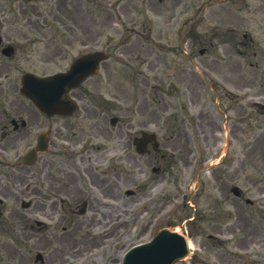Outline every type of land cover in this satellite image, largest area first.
Here are the masks:
<instances>
[{"label": "rangeland", "instance_id": "obj_1", "mask_svg": "<svg viewBox=\"0 0 264 264\" xmlns=\"http://www.w3.org/2000/svg\"><path fill=\"white\" fill-rule=\"evenodd\" d=\"M118 2L119 1H117V4ZM126 2L124 17L120 18L123 25L130 28V25L134 26L137 25V23H142V25L148 29L149 20L140 13L139 7L136 5L137 2H135V4L132 0ZM112 3L115 4L116 2L112 1ZM260 3H262L261 0H253L254 5ZM95 4H98L101 11L103 10L102 12H98L96 18L99 21L95 19V27L99 30L103 29L111 32L115 39L120 38V42H123L121 34L125 35L126 41L124 47L127 50L126 57L130 60V55L136 53L137 48L135 47V43L139 41L138 36L131 34L129 29H126L124 34L120 30L122 27L116 26L118 20L117 13L111 8L113 15L111 13L108 18L111 19V21L108 22L111 24L104 26L106 29L102 28L101 25L105 24V21H100V19L101 15L103 14L105 16L107 12L108 0H97ZM128 7L132 9L130 13L127 12ZM155 9L156 13L151 16L155 37H160L161 39L158 41L164 45L172 46L173 49H175L177 41L174 38V34L170 33L172 29H167L169 16L164 9V5L158 3L154 6V10ZM259 17L261 19L262 16L260 15ZM247 21L248 18L243 17L238 19L237 22L246 24ZM128 22L133 23L128 24ZM244 30L249 32L252 37L260 43L261 48H255L259 55H249V51H247L246 46L243 45L247 42L243 33L215 34L213 35V40L219 46V51L217 54L207 56L206 58L208 61L207 65L211 70L209 71V78L206 76L204 77L197 71L200 65L198 63V58H200L198 52L201 46L200 40L207 41L208 36L212 37V34L198 33L189 35L190 54L188 57H183L179 52H173L168 55L167 52L162 49V44H160L157 47V54H153V57L157 55V59L160 61L157 69H155L156 65H154L155 58L152 61L154 63L151 62L152 64L141 65L142 61L140 62V68L144 70L143 74L146 76V79L143 77L141 78L140 84L142 88L145 87V90L141 92L140 97L139 93L141 87H137L134 90L132 83L128 81L131 70L128 67L123 81L121 79L116 82V84L118 88L125 90L127 95L130 94L132 101L133 98L136 99V105L141 107L147 106V108L150 109L148 110L150 113L147 114L146 117L149 118L153 116L157 121V127L152 128L151 126L150 129L156 131L161 139L173 137V141L177 147V153L180 149L186 148V146L181 143V138L184 140L187 138L188 140L189 135L186 131L192 132L194 138H199V143L202 146L200 150L202 154L206 155V149L209 153H213L214 150H220V152H216L218 154H214V157L218 160L215 161L212 167L206 168L205 173L199 177L206 181L207 186H209L208 180H210L212 184L215 174L217 177H220L219 179L224 178L222 176L225 174L223 168L232 165L234 171L232 173L234 176L231 178L228 175V185L232 181L236 182L248 197L255 200V205L252 207L255 209L253 218L251 213H245V210H248L247 212L250 210L247 203H243L244 205L238 204V210L241 214L237 222L242 226L241 234L244 235L243 229H246L251 231L254 237L256 236V243L255 245L253 244V250L249 253L250 262H248V264H264V249L262 247V244H264V226L258 224L262 221L260 210L262 207V196L260 191L264 190V112L252 106V101L255 99V96L258 95L260 98L264 96V28L260 27L250 30L244 27L242 31ZM129 38L132 40V44H134L135 50L133 52L128 51V49L132 47L129 45ZM239 41L240 43H244L242 45L239 43L238 46L237 44ZM225 46L231 48L230 54L227 53L226 56L223 53V48ZM239 48H242L243 53L238 50ZM149 50L146 51L147 55H149ZM214 57H219L221 61H213L212 58ZM259 58L261 59V63L259 66H256L255 64ZM229 59H235L236 61H232V64L229 62ZM138 61L139 60L133 61V65H131L132 68L137 65ZM125 62L129 63L127 60H125ZM154 74H157V77H154ZM219 74H222V76L226 78H233V83L231 85L236 87L237 90L239 89V95L230 99L222 94L214 85V79L219 78ZM167 79L168 83L161 86L162 88L160 87L161 89L157 91V87H155L156 82L166 81ZM151 106L155 107V109L153 110ZM192 112L197 114V118L191 117ZM167 115H173L174 120L171 119L170 122L166 120ZM183 116L186 118L185 122H181ZM162 120H164V122ZM198 122L201 126L198 125ZM176 123L177 125H175ZM198 128L201 133L198 132ZM177 129H185L187 135L183 134L182 136V131H176ZM202 138H204L205 144L200 142ZM198 147L200 148V145ZM221 153L226 154L220 158ZM216 162H220V164H216ZM188 163L189 156L187 155L182 159L176 158L173 181L156 182L155 188L152 191L154 197L161 199L159 194L163 191L168 189V192L171 193L173 190L175 191L176 188L186 186L190 183L189 181L193 177V174L187 175L188 169L190 170L189 166H187ZM228 174L231 175V173ZM193 178L195 179L196 176ZM198 185H200V183H197V186ZM129 206L132 208L126 209L127 225L125 249H128L140 241L149 239L150 236V230L144 228L145 225H148V219L151 217L150 213L152 211L149 210L150 208L144 210L143 216L137 219L139 214H137V212H139L138 208L132 204ZM146 212H150L148 219V214H146ZM144 229L145 231L143 232ZM230 239L233 244L237 242L234 238ZM206 241L207 245L214 244L207 238ZM207 249L209 248L207 247ZM212 250L214 251V248ZM210 253L212 252H208L207 254ZM226 256L227 255L223 252L220 254L219 258L222 264H240L239 262L241 260L238 256L230 255L233 256L230 257L231 259ZM203 258L205 259V264H209V262L216 257L213 259L210 255L208 257L203 254ZM189 259H187V261H191ZM178 264H186V262H180Z\"/></svg>", "mask_w": 264, "mask_h": 264}, {"label": "flooded vegetation", "instance_id": "obj_2", "mask_svg": "<svg viewBox=\"0 0 264 264\" xmlns=\"http://www.w3.org/2000/svg\"><path fill=\"white\" fill-rule=\"evenodd\" d=\"M6 14L9 15L8 22L10 25V32L5 30L3 25L8 18ZM0 16L3 18H0V37L2 39L0 43V76H5L7 80H12V77L17 76L21 71L25 62V53L21 43L17 45L12 44L13 40L17 39V36H14V32H12L14 19L21 23L22 20L20 19L22 18H15L13 13L6 12V9L2 5H0ZM5 41L8 42L4 44ZM67 44L68 41L65 46H67ZM4 46H11L12 50L9 52L10 57H6L3 54ZM44 53L47 55V60L57 57H67L63 53V48L59 45L55 48L49 47ZM26 55L28 54L26 53ZM26 59H28V57ZM86 110L88 109H85L84 113ZM75 116H77V114L71 117L63 115L50 117H44L38 114L35 115V113L30 110L27 102L24 101L22 95L16 94L15 90L1 89L0 86V157H2L3 152L8 151V145L15 143L12 146L15 147L18 142H21V146L28 147L34 139V137H31V130L29 129L30 124H40L47 129L51 138L53 136L52 133H54V136L58 138L59 142H62L57 143V150L60 152L57 154L59 159L56 169L60 186L57 184L54 185L57 191L60 192V187L61 190L72 188L76 192L87 195L88 192L84 193L83 189L85 185H94L102 190L108 189L110 185V168L106 170L100 167L94 169L93 160L102 163L108 159V156H110L112 152L119 150L124 152L126 146L125 140H119L118 143L112 147L109 145L105 147L102 145L95 146L93 140L96 135L93 133V129L88 130L85 124L77 120ZM63 142L69 144L71 148L79 146L82 150L81 152L70 150V147L64 145ZM52 144H56V142L52 141ZM94 152L96 153L94 154ZM19 154L20 151L17 155ZM47 156L49 155L40 156V158H43V166L48 162L45 158ZM1 167L0 164V171L2 170ZM7 167L12 171V183L17 185V182L23 183L29 178L28 174L21 171V167L23 166L9 163ZM119 167L118 165H113V172L121 174ZM82 173H85V175L83 176ZM43 177L44 179L41 187L45 186L46 183V175L44 174L42 178ZM112 186L113 188H117L119 186V181L112 182ZM6 188H10V186L8 185ZM83 201H87V205L91 206V202L86 196L82 198L78 196V198L71 197L70 201H66L64 209H69V211L74 210V207H79ZM54 207L58 208V203H55ZM65 219H67L66 216L62 217L60 220L63 221ZM69 221L71 225H75L76 227L80 225V221L76 218Z\"/></svg>", "mask_w": 264, "mask_h": 264}]
</instances>
